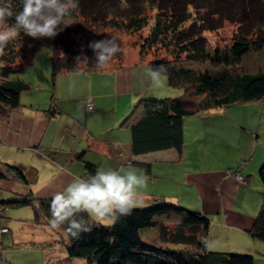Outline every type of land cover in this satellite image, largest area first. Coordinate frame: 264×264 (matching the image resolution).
Listing matches in <instances>:
<instances>
[{
	"label": "trees",
	"instance_id": "1",
	"mask_svg": "<svg viewBox=\"0 0 264 264\" xmlns=\"http://www.w3.org/2000/svg\"><path fill=\"white\" fill-rule=\"evenodd\" d=\"M8 3L14 12L23 6L22 0H0V4ZM78 3V13L66 18L70 26L55 38L33 39L21 34L0 53V105L10 111L21 108V96L30 90L22 75L25 67L34 62L42 41L50 45L54 81L61 74L106 70L94 66L90 42L82 45L78 40L82 33L98 27L142 35L141 61L150 56L149 67L163 66L167 70V86L183 92L175 99H142L120 123L119 128L131 131L135 157L168 150L182 155L184 123L188 118L236 105H264V70L249 71L244 64L248 56L264 52V0H78ZM13 22L8 20L9 24ZM227 22L238 26L231 45L227 49H213L204 34L220 30ZM145 31L146 36L142 34ZM99 40L103 38L96 36L92 41ZM123 55L119 56L120 61ZM54 107L52 104L49 114ZM77 158L84 163L88 175L96 173L97 167L84 162L83 154ZM132 165L151 175L150 164L135 161ZM240 170L241 167L232 171ZM11 175L29 185L23 168L5 166L0 160V181H10ZM259 176L264 187V165ZM262 196L263 205L250 235L264 244V191ZM50 203L29 193L12 201H0V208L33 207V223L49 225ZM3 218L0 214V222ZM210 224L209 217L170 203L135 207L130 215L119 216L109 226H95L79 239L69 238L65 251L70 259L85 260L88 264H255L250 255L210 251L207 244ZM152 229L157 234L151 239H158L159 245L147 244L142 239L141 233Z\"/></svg>",
	"mask_w": 264,
	"mask_h": 264
},
{
	"label": "crops",
	"instance_id": "2",
	"mask_svg": "<svg viewBox=\"0 0 264 264\" xmlns=\"http://www.w3.org/2000/svg\"><path fill=\"white\" fill-rule=\"evenodd\" d=\"M50 56V51L46 55L37 54L34 62L25 67L22 79L30 85V90L33 84L44 86L45 93L53 88L56 95L53 113H48L52 104L44 93L33 92L30 98L22 95V106L14 111L0 105L1 163L23 168L29 180V191L25 188V192L20 190L16 194L32 193L36 199L51 201L76 176H89L84 163L77 158L82 154L84 162L97 168H133L139 174L143 171L132 162L150 164L151 175L143 173L147 187L138 192V199L143 201L140 207L151 208L163 202L201 213L211 219L207 238L210 251L250 255L255 264H264V244L250 235L263 205L264 191L260 176H256L252 167L256 159L260 166L264 164V153L257 157L260 136L251 134L260 131V126L256 129L253 124L249 133L248 125L243 123L249 113L237 108L232 112L225 109L188 118L184 123L182 155L168 150L135 157L131 131L119 126L138 101L156 99L143 76V71L149 68L148 61L133 58L125 67L117 62L104 71L61 74L49 84ZM89 100L95 103L94 112L87 110ZM215 121L222 123L220 128L224 133H213L214 127H209V133L215 136L212 145L223 144L234 149V160L223 168L217 166V156L205 153L208 139L202 144L201 138L206 134L193 133L190 139L191 134L187 133L188 126L194 129L198 122ZM202 145L205 146L200 148ZM239 167L247 179L246 185L229 176L230 171ZM10 180L24 184L15 175ZM1 215L4 217V212ZM3 219L5 226L1 221L0 227L8 232L0 236V264H88L68 257L65 245L69 238L48 239L47 225H26L23 221L27 220L8 217L7 211ZM153 236L149 233L148 238ZM12 250L17 254L10 255Z\"/></svg>",
	"mask_w": 264,
	"mask_h": 264
},
{
	"label": "clouds",
	"instance_id": "3",
	"mask_svg": "<svg viewBox=\"0 0 264 264\" xmlns=\"http://www.w3.org/2000/svg\"><path fill=\"white\" fill-rule=\"evenodd\" d=\"M22 5L21 10L14 12L10 3L0 4V53L21 34L33 39L55 38L70 26L66 18L79 9L78 0H22ZM9 19L14 22L9 24ZM89 48L99 70L123 52L115 36L92 41ZM77 59L79 62L80 58ZM166 71L163 66L149 67L143 76L152 89L159 90ZM146 187L147 177L133 168L98 167L94 175L76 176L63 191L52 196L48 224L53 230L62 229L66 238L79 239L93 227L109 226L119 216L130 215L133 208L142 206L138 192Z\"/></svg>",
	"mask_w": 264,
	"mask_h": 264
},
{
	"label": "rangeland",
	"instance_id": "4",
	"mask_svg": "<svg viewBox=\"0 0 264 264\" xmlns=\"http://www.w3.org/2000/svg\"><path fill=\"white\" fill-rule=\"evenodd\" d=\"M117 28H112V27H98L95 29H91L90 31H86L84 33L81 34L80 37H78V40L80 41V43L86 44L91 42L94 38H96V36H100L103 39L106 38H110V36H115L119 39V42L121 43L122 49H123V57L121 59V61L119 60V56L122 53H118L116 55V57L109 62L108 66L106 67L107 69H109L111 66H115L117 65V62H121V65L125 67V65H128L129 63H132L134 60L133 58L138 59L139 61H141L140 59V48L139 45L142 42L141 40V36L140 34L137 35H128L126 32L123 31H119ZM238 26L227 22L224 24V26L218 30V31H213V32H207L204 34V36L207 38L209 45L214 49L216 47H220L222 49H227L231 43H232V39L234 34L237 32ZM144 36H146L148 34L147 31L142 33ZM48 51H50V45L45 42L42 41L39 45V50L37 52V54H45L48 53ZM36 54V55H37ZM148 59L146 61H150V56L147 57ZM245 67L247 70L249 71H253V72H257L258 70H264V52L262 53H256V54H252L250 56H248L245 61H244ZM148 66V65H147ZM149 67V66H148ZM52 73V72H51ZM24 75V74H23ZM22 75V76H23ZM49 81L48 83L50 84L52 82V74L49 76ZM165 81H167V79H164V84L162 86L161 89L159 90H155V89H151L150 91L153 93V95H155L157 101L163 100V99H175L178 98L179 96L183 95L182 91H178L172 88H169L166 86ZM38 87L41 89L40 91L38 90ZM44 86L42 85H38V84H33L32 89L29 91H25L23 92V96L25 97H32V95L34 94L33 92H36L38 94H42L44 93V96H46V99L49 101V104H52V96L54 95V100L56 101V95L54 94L53 88H49L50 93H45L44 92ZM45 100V99H44ZM149 100V99H147ZM233 108H229L228 112H232L233 110L239 108L240 112H246L249 113V116L247 115L244 119V124H247L248 127V132H251V127L256 126V129L259 128L260 126V131H256V132H252L251 134H254L253 136H257L259 135V147H258V154L257 157L264 153V105L261 104H249V105H243V106H238ZM217 111L211 112V114L215 113ZM250 112H254L252 114H250ZM239 118V117H238ZM197 124L196 127H194ZM194 125H192L194 127V129L189 128L188 126V130L187 133L189 132L190 135V139H192L193 133L196 134H206L205 136H203L201 139L203 140L202 144H205V139H208V145L207 146H201L200 148H208L207 152V156H217L219 159V163L217 164L218 167H227L228 162H232L233 156H235L234 153V149L229 148L228 146L225 145H220V144H216V145H212L213 141H215V136L213 133L222 135L224 133V131H222V129L220 128L221 124L220 122H208L206 124H202L201 122H198ZM209 127H214V132L209 133L210 129ZM224 137V135H223ZM210 147V148H209ZM257 159L255 160L254 166L252 168H254L256 176H259V172L261 167L264 164H261V166L259 165ZM257 166V168H256ZM260 167V168H259ZM11 181V180H10ZM25 188H28L29 191V187L25 184H14L13 182H9V181H0V201L1 202H6V201H12L15 199V195H18L16 193H19V191H23L25 192ZM5 211H7V215L8 217H12L15 219H23V220H27V221H23L24 224L32 226L33 221L35 219V215H34V208L33 207H24V208H0V214L2 212H4V218H5ZM19 212V213H18ZM33 217V220H32ZM2 225L5 226V219H2ZM48 224V223H47ZM28 228H32V227H28ZM29 230V229H27ZM47 230H49L50 233L46 234L48 237V239L54 238L55 240H65L67 239L64 235V232L62 229L60 230H53L50 228L49 225H47ZM0 236L3 235V233L8 232V229L2 228L0 227ZM149 233L152 234H157V231L155 229L152 230H145L141 233L142 239L145 243L150 244V245H159V240L156 238L150 239L148 238ZM6 254V253H5ZM10 255H15L17 254L16 251L12 250L11 253H9Z\"/></svg>",
	"mask_w": 264,
	"mask_h": 264
},
{
	"label": "built area",
	"instance_id": "5",
	"mask_svg": "<svg viewBox=\"0 0 264 264\" xmlns=\"http://www.w3.org/2000/svg\"><path fill=\"white\" fill-rule=\"evenodd\" d=\"M87 110L89 112H94L96 110V106H95V103H94L93 100H89L87 102ZM229 176H231L232 178H234L238 183H240L242 185H246V183H247L246 177L243 176L240 171L239 172L230 171L229 172Z\"/></svg>",
	"mask_w": 264,
	"mask_h": 264
}]
</instances>
